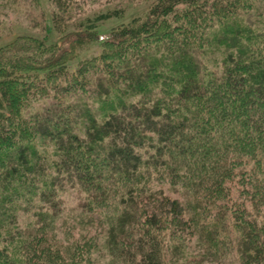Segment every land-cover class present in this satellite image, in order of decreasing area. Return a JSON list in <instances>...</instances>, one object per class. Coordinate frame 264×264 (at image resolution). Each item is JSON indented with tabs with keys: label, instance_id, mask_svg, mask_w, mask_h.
<instances>
[{
	"label": "trees",
	"instance_id": "1",
	"mask_svg": "<svg viewBox=\"0 0 264 264\" xmlns=\"http://www.w3.org/2000/svg\"><path fill=\"white\" fill-rule=\"evenodd\" d=\"M92 24L0 48V264H103L94 236L57 239L66 190L132 215L119 264L180 261L197 228V263L264 264V0H154L100 40Z\"/></svg>",
	"mask_w": 264,
	"mask_h": 264
},
{
	"label": "rangeland",
	"instance_id": "2",
	"mask_svg": "<svg viewBox=\"0 0 264 264\" xmlns=\"http://www.w3.org/2000/svg\"><path fill=\"white\" fill-rule=\"evenodd\" d=\"M154 0H66L64 8L59 9L50 0H0V48H6L14 43L22 46L30 45L31 39L43 40L48 43L58 41L66 33L74 31L82 32L83 24L93 25L98 39H102L113 27L129 23L133 18L143 16ZM119 10L122 15L108 19L97 20L100 13ZM58 14L56 21H52V12ZM57 25V26H56ZM84 25V26H85ZM100 41H93L86 49H83L77 58L98 53L101 50ZM48 99H41L38 103L42 106ZM38 103L36 105H38ZM38 106V107H39ZM152 190L163 192L171 198L185 200V189L180 185L174 186L165 180L153 179ZM64 204L56 220L57 239L63 243H72L80 240L85 235L94 236L97 247L100 249V259L103 264H119L113 248L114 240L126 236L127 229L134 227L132 216L128 213L119 215L106 209L89 210L83 207L80 194L74 191L63 192ZM26 212L20 213V220L24 223L29 220ZM188 216L191 212L187 213ZM187 216V217H188ZM26 217V218H25ZM196 236L188 241L187 248L183 247L182 260H175L172 254L167 256V264H215L214 262L197 263L199 254L208 247L203 242L199 244V228ZM122 231V232H121ZM131 231V230H130ZM87 232V233H86ZM121 232V233H120ZM86 233V234H85ZM120 233V234H119ZM188 237L186 238V240ZM120 248V245L118 246ZM197 259L191 261L193 256ZM188 260L189 262H185Z\"/></svg>",
	"mask_w": 264,
	"mask_h": 264
}]
</instances>
